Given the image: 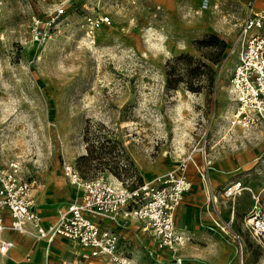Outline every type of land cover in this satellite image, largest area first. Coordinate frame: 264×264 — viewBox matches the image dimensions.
<instances>
[{"label":"rangeland","instance_id":"374dc122","mask_svg":"<svg viewBox=\"0 0 264 264\" xmlns=\"http://www.w3.org/2000/svg\"><path fill=\"white\" fill-rule=\"evenodd\" d=\"M2 2L0 165L19 164L33 182L42 217L53 219L59 204L79 194L64 174L65 163L85 178L134 185L155 181L204 143L219 172L206 175L199 153L200 172L188 165L193 185L176 219L189 239L171 254L132 225L122 230L120 249L131 264H174L178 255L182 264H264V244L243 224L252 194L264 185V120L256 108L242 111L229 83L236 61L233 23L251 6L264 9V0ZM98 13L110 15L111 23L95 31L91 44L84 38V16ZM36 18L41 25L54 19L39 43L32 37ZM201 170L213 185L239 179L249 188L219 202L224 220L232 214L241 254L234 242L203 225L207 183ZM14 235L20 242L14 256L20 258L30 236ZM57 238L51 255L36 247L19 264L45 258L48 264H94L78 263L68 242ZM5 259L0 264H15Z\"/></svg>","mask_w":264,"mask_h":264},{"label":"built area","instance_id":"2783aa9c","mask_svg":"<svg viewBox=\"0 0 264 264\" xmlns=\"http://www.w3.org/2000/svg\"><path fill=\"white\" fill-rule=\"evenodd\" d=\"M2 4L0 0V9ZM53 20H46L41 25L40 19H34L32 37L37 43L45 39V27ZM110 23L108 14H87L83 22L84 38L92 44L95 31ZM233 26L236 34L232 48L236 61L229 77L231 90L240 107L256 108V117L264 120V11L251 6ZM237 116L238 113L236 120ZM196 153H199L202 170L207 175L212 166L203 143L202 147L190 148L175 168L155 181L142 180L134 185L112 182L104 176L85 178L74 165L65 163L64 174L79 194L58 206L52 222H45L36 210L33 182L23 176L19 164L12 160L0 165V257L6 256L14 246L3 236L4 232L14 231L30 236V250L44 242L46 257L51 254L55 239L63 237L73 245L78 263L131 264L120 249L118 230L131 222H137L158 249L174 254L190 237L186 229L176 226L174 213L192 186L187 176L188 165L191 163L200 172ZM202 170L200 174L207 183L209 207L217 208L218 197L233 200L249 189L241 180L235 179L213 192L209 177L206 178ZM251 198L253 204L243 217L244 228L252 239L264 244V185ZM5 216L9 218L8 222H5ZM211 222L226 240L235 243L241 254L242 242L232 229V217L224 220L211 216ZM28 256L25 257L28 259ZM172 259L176 264L181 262L178 256Z\"/></svg>","mask_w":264,"mask_h":264},{"label":"crops","instance_id":"0c3cea01","mask_svg":"<svg viewBox=\"0 0 264 264\" xmlns=\"http://www.w3.org/2000/svg\"><path fill=\"white\" fill-rule=\"evenodd\" d=\"M255 9L256 10H263L264 11V9H259V8H256L255 7ZM216 168L214 167V166H212V169H210L209 171H211V172H214V171H218V169H216ZM219 172V171H218ZM187 176H188V178L191 180V182H192V185H193V175L189 172V167H188V170H187ZM210 178V177H209ZM210 180V185H211V190L213 191V192H215L216 190H219L221 187H223L225 184H227L228 182H230V181H233V180H235V179H232V180H229V181H226L223 185H220V186H216V185H213L212 184V179L210 178L209 179ZM192 187V186H191ZM186 194V193H185ZM185 194H184V196H185ZM184 196H183V199H184ZM240 196V195H239ZM238 197V196H237ZM236 198V197H235ZM182 199V200H183ZM220 200H223V201H226L227 199H222L221 197H218V201H217V208L215 209V208H212V207H209L208 206V188L206 189V204H205V209H206V211H207V214H208V219L206 220V222L207 223H205V224H203L204 225V227H205V229L206 230H208L210 233H212V234H214L216 237H218L219 239H221V240H223V241H227L216 229H214L213 228V226H212V222H211V216H214V217H221L222 219H224L223 218V216H222V213H221V210H220V208H219V202H220ZM69 201V200H68ZM66 202V201H65ZM182 202V201H181ZM181 202H180V204H181ZM64 203V202H63ZM62 204V203H61ZM180 204L178 205V207L176 208V210H175V213H174V221H175V224H176V226L177 227H179V228H184V229H186V230H188L185 226H181V225H179L178 224V221H177V219H176V217H178V215H182L183 214V210L182 209H178L179 208V206H180ZM60 205V204H59ZM58 205V206H59ZM58 206H57V208H58ZM35 208H36V210L38 211V208H37V206H36V203H35ZM57 208H56V210H55V215H54V218L53 219H51V220H45L44 219V217H43V220L45 221V222H52V221H54L55 220V218H56V216H57ZM249 211V209L247 210V212ZM39 212V211H38ZM246 212V213H247ZM40 213V212H39ZM245 213V214H246ZM41 214V213H40ZM42 215V214H41ZM230 217H232V214H230L226 219H228V218H230ZM8 220H9V218L7 217V216H5V222H8ZM134 226V228L135 229H137V230H139V231H142V229L140 228V225L137 223V222H131V223H129V225L128 226H126L127 228H120V229H118L119 230V233H120V236H121V239L122 238H124V235H123V231L122 230H126V229H130V227L131 226ZM143 233H145V234H147L148 236H149V234L147 233V232H144V231H142ZM14 233H16V234H19V233H17V232H14V231H6V232H4V234H3V236L4 237H6V238H8V239H10L12 242H13V247L9 250V253L6 255V256H8V259H10V261H12V262H14L15 264H19V263H21V262H23L25 259H27L25 256L26 255H29V254H31L30 256H34L35 254H36V252H37V248L36 247H41L42 249H43V255H44V257H46L45 256V254H44V242H40L41 244H37L33 249H29V247H30V242H31V240H30V242H29V246H28V249H27V251L24 253V255L22 256V257H18V255L16 254V256H14V253H16V251H17V246L18 245H20V242H19V239H17L16 237H15V235H14ZM19 235H21V234H19ZM30 239V238H29ZM58 240V238H56L55 239V241L53 242V244H52V249H51V253L54 251V249H55V245H56V243L58 242L57 241ZM66 240V239H65ZM67 242H68V244H69V246H70V251L72 252V253H74L73 252V250H74V247H73V245L71 244V242H69L68 240H66ZM230 241V240H229ZM163 251V250H162ZM51 255V254H50ZM181 255V254H180ZM179 256V255H178ZM180 257V256H179ZM3 258H5V256L3 257ZM8 259H5V260H8ZM174 261V260H173ZM42 264H48V262L46 261V258L45 259H43V263ZM174 264H176L175 262H174ZM179 264H182V262H180Z\"/></svg>","mask_w":264,"mask_h":264},{"label":"bare ground","instance_id":"6f19581e","mask_svg":"<svg viewBox=\"0 0 264 264\" xmlns=\"http://www.w3.org/2000/svg\"><path fill=\"white\" fill-rule=\"evenodd\" d=\"M241 109H242V111H243V110H245L246 108H245V107H241ZM241 109H240V111L237 112V113H238L237 118H240L239 115L241 114ZM237 113H236V114H237ZM236 114H235V115H236ZM235 115H234V117H235ZM243 122H244V124H245L246 126H248V122H247L245 119L243 120ZM234 123H235V121H234ZM215 170H216V169H215ZM112 180L117 181L114 177H112ZM39 244H41V243H39ZM41 245H42V244H41ZM28 259H30L29 256H28Z\"/></svg>","mask_w":264,"mask_h":264}]
</instances>
